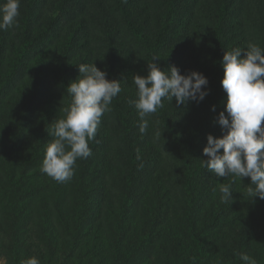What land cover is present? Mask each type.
<instances>
[{
	"label": "trees",
	"instance_id": "1",
	"mask_svg": "<svg viewBox=\"0 0 264 264\" xmlns=\"http://www.w3.org/2000/svg\"><path fill=\"white\" fill-rule=\"evenodd\" d=\"M84 2L60 0L57 9L49 13V0H20L17 23L6 30L5 38L13 46L17 44L18 49H10V55L7 50H0V182L6 175L2 180L3 193L13 185L21 193L30 177L37 178L39 183L18 214L19 217L28 209L29 214L22 220L16 217V209L3 208L6 199L0 192V236L9 234L12 238L8 246L0 248L5 264H22L33 256L44 264H243L239 253L264 264V231L258 240L251 230L250 234L244 231L241 218H227L218 207L222 205L221 184L201 162L207 159L202 152L207 134L222 135L216 117L224 110L225 93L220 83L223 53L236 47L244 49L249 42L264 49V0L98 1L92 6H100L104 19L97 18L96 28L84 23L89 8ZM158 12L163 13L165 20L156 22ZM77 18L81 19L77 23L81 39L77 36L74 46L69 42L63 45L59 56L44 58L40 70L31 73L35 51L44 50L55 34L72 26ZM32 23L43 24L45 29L34 34ZM248 24L254 26L250 28ZM149 25L151 33L145 30ZM120 33L132 35L134 42L146 51L145 60L154 59L163 70L176 66L182 74L193 70L202 73L208 80L207 95L200 101L205 104L202 111L211 110L212 116L201 121L202 113L196 118V112L186 115L180 111L190 100L175 106L176 102L165 99L164 107L146 118L148 129L142 135L137 130V110L129 104L130 98L124 96L127 85L120 81V96L113 99L111 110L104 113L99 124L100 129L102 125L103 129H111L112 139L107 138L96 147L89 142L91 157L96 159L99 154L101 164L94 167L78 159L72 179L56 182L41 171L44 147L53 139L48 135L51 126L45 125L41 137L33 138L35 146L31 150L37 154L28 153L31 138L26 129L36 117L42 120V114H48L47 108L53 110L52 105H58L56 96L79 74L76 65L88 64L93 59L95 37H99L96 41L105 51L97 57V63L106 68L109 79H117L111 68L121 61L116 58L118 55L111 56L110 49ZM80 53L83 55L77 57ZM66 97L71 100L69 95ZM18 111L23 113L21 119ZM122 146L130 151V159L117 162ZM20 149H25L24 162ZM137 150L139 156L143 154L139 159ZM9 155H17L16 161L4 164ZM167 158L172 165L164 171ZM175 171L184 174L181 179ZM155 172L156 182L166 178L175 193L174 207H166L164 213L152 204L142 208L148 199L149 177ZM123 174L126 180L122 179ZM228 185L233 190L235 183L230 180ZM130 193L134 194L132 206L127 204ZM232 196L236 197L234 193ZM212 200L211 211H207L204 205ZM37 204L42 205L41 211ZM172 211L180 214L176 225H168L171 216L174 218ZM199 212L213 218L197 226ZM212 231L215 233L210 237ZM30 234L36 236L35 241L25 248V237Z\"/></svg>",
	"mask_w": 264,
	"mask_h": 264
},
{
	"label": "clouds",
	"instance_id": "2",
	"mask_svg": "<svg viewBox=\"0 0 264 264\" xmlns=\"http://www.w3.org/2000/svg\"><path fill=\"white\" fill-rule=\"evenodd\" d=\"M19 8L20 0L0 3V30L16 25ZM76 66L78 76L65 86L70 103L51 124L48 135L53 139L45 145L41 164V171L60 183L72 179L78 159L91 156L89 142L95 139L101 117L111 110L113 99L122 91L120 80L107 79L105 71L93 62ZM221 66L224 110L216 120L222 135L207 134V143L202 149L207 159L201 162L216 177L232 176L233 182L250 178L248 196L251 200L264 199V49L249 42L244 49L224 51ZM132 83L136 93L129 104L137 110L138 127L143 135L148 129L146 118L164 107L163 100L174 99L177 106L189 100L202 101L207 95L208 80L194 70L187 74H181L176 66L163 70L152 59L147 63L146 74L133 73ZM212 110L215 111V106ZM219 191L221 202L230 204L233 200L230 185L221 184ZM238 255L243 264H258L246 253ZM22 264H40V261L33 256Z\"/></svg>",
	"mask_w": 264,
	"mask_h": 264
},
{
	"label": "rangeland",
	"instance_id": "3",
	"mask_svg": "<svg viewBox=\"0 0 264 264\" xmlns=\"http://www.w3.org/2000/svg\"><path fill=\"white\" fill-rule=\"evenodd\" d=\"M60 0H49L50 3V7L48 8V12L51 13L53 11H55V9H57V6L59 4ZM98 1H103L105 2V0H86V2H84L86 5H88L87 7V11L84 15V23L88 24L87 27L90 28H96L97 27V18L99 17L100 21H102L104 18H102V10L97 6H92L93 3L98 2ZM81 4V2H79V5ZM105 4V3H104ZM103 4V7L105 6ZM81 6V5H80ZM159 17L157 16L156 22L165 20L163 18V13H159ZM109 15V19H110ZM68 19V18H67ZM71 20V19H68ZM81 23V19H76V22L73 23L72 26H68L65 28H63V30L57 34H55L54 38L51 39L50 44L42 51H39V47L35 48L34 55L32 58V67L30 68V71H32L31 73H33L34 71H39L42 64V61L44 58L47 59H51L55 56H59V51L62 49L63 45H67L68 42L70 44H72L74 46L75 42L77 39V36L79 37V39H81L79 36V32L77 31L78 28V24ZM33 24V23H32ZM93 24V25H92ZM151 24V23H148ZM34 34L35 33H39L40 31L42 32L43 29V24H33L31 25ZM254 25L248 24V27L252 28ZM149 33L153 32V29L151 28V26H146L145 27ZM79 29V28H78ZM124 29V28H123ZM80 30V29H79ZM125 30V29H124ZM52 31L54 32L55 29H52ZM94 32V31H93ZM5 34H6V30H0V50H7L8 53L10 52V49L13 51H17L18 47L17 44L16 46H13L12 42L8 39L5 38ZM132 35L130 34H119L116 38V40L114 41L115 43L113 44L114 47L111 48L110 50V54L112 56L118 55L116 58H119V61H121L119 63V66L115 67V68H111L114 77H117L116 80H120L121 82H123L125 85H127V94H125V97H129L130 99H135V93H136V88L135 85L132 83V76L133 73L136 74H140V75H144L147 71V67H146V62H148L147 60H145L146 55V51L143 52L141 46L137 43L134 42L133 38L131 37ZM99 37H95V45L93 47V51L91 52V54L94 56L93 59L91 61H89L88 63L93 62L98 68L102 69L103 71H105L106 73V78L109 79L108 77V73L106 71V68L104 69V67L100 66V63H97V59L99 58V56H101L102 54H104V50L101 49L102 45L99 44L96 39H98ZM10 55V53H9ZM83 54L80 53L77 57H81ZM110 56V58H111ZM98 57V58H97ZM103 58V57H101ZM104 59V58H103ZM108 60V59H106ZM105 60V61H106ZM107 66V65H106ZM29 71V73H30ZM182 74V73H181ZM30 77L32 78V75L30 74ZM60 91V90H59ZM208 91V90H207ZM68 94L65 92V89H63L62 91H60V93L58 94V96H56L57 100L60 101L58 103V105H52L55 106L54 109H49L47 108V115L42 114V120H40V117H36L35 119H33L32 123L30 124V126L26 129L27 131V135L30 136L31 138V145H29V140H28V146L30 147V151H28V153L30 154L31 152H33V154H37L38 152L31 150L32 148H34L35 146V142L33 141V138H36L37 135H39L38 138L41 137V130L43 127H45V125H50L56 120L59 119L62 115V109L64 107H66L70 101L69 99H67ZM117 96H120V94H118ZM43 103V101H42ZM173 103H175V100L173 99ZM202 105L205 104H201L200 101H189V104H185L184 107L182 108L183 110H180L181 112H183L184 114H190L192 112H196V118L198 117V115L200 113H202V120L201 121H208L209 117H211V110H207V111H202ZM176 106V103H175ZM16 114V113H14ZM18 116L21 119L23 116V113L21 111H18ZM150 119V116H148ZM33 124H36L37 127L32 126ZM101 126V125H100ZM100 126H98L97 129V133L95 136V139L93 141H91L90 145L91 147H96L98 144L102 145L106 142L107 138H111V129L109 127H107L106 129H103V125H102V129H100ZM137 130H139V128H137ZM214 131V130H213ZM211 131V132H213ZM118 142V141H115ZM117 147V145H115ZM114 146V147H115ZM90 147V148H91ZM45 148V147H44ZM25 150V149H22ZM22 150H19V155H20V159L21 162H24L25 160V156H23L22 154ZM92 151V150H91ZM26 152V151H25ZM118 153H120L117 156V162L119 160H129L130 159V151H128L125 146H122ZM193 154V153H191ZM143 154H140L139 157H142ZM16 156H8L7 160L4 161L5 162H10L12 160L16 161ZM83 162H88L90 163L92 166L96 167L98 165L101 164V157L98 154V157L92 158L91 156H89L87 159H82ZM171 160H169L168 158L166 159V161L164 162L163 165V169L165 171V169L170 168V166L172 165V163L170 164ZM115 162V165L116 163ZM136 162V161H135ZM108 168H111V165L109 163V161L107 162ZM22 167L24 166V164L21 165ZM6 167H4L5 169ZM145 169V168H144ZM144 169H142L144 171ZM146 171L148 172V170L146 169ZM176 172V171H175ZM177 173V172H176ZM124 176L122 177L123 180H126V176L125 174H123ZM153 177H149L151 179V182L149 184V192L146 194L148 196V199L145 201V204L142 208L147 207L149 204L154 205L155 207H159L160 212H163L164 210H166V207H174V198H173V194L174 191L172 189V186L170 184L167 183L166 178L161 177L160 183H157L155 180V174H153ZM184 174L180 171V173H177V176L181 179L182 176ZM140 177H142V174L139 175ZM177 177V179H178ZM3 178H6V175H3ZM184 178V177H183ZM225 179H227V184H229V181H233V177L232 176H228V177H217V180H219L220 184H225L224 181H226ZM1 180L0 182V192L5 195V199L4 200V205L3 208L5 210H9V209H16V211H18L16 217H18L19 212L21 211L23 205H25V203L28 202V200L30 199V193L33 191H36L37 187H38V183L39 180L34 179L33 177H30L27 179V181H25V184L23 185V187L21 188V193L17 191L16 186H11L6 193H3V181ZM129 180V179H128ZM184 181V180H183ZM21 183H23V180H20ZM250 182V178L248 177H244L242 178V181L239 179L235 180V185L233 190H231L236 197H233L232 201L234 202V208L230 209V204L229 203H222V205H218V207L221 208V210L225 211V213L227 214V218L230 220L233 217H237V218H241V221L243 223V228H245V232L247 234H250V230L252 231V236L255 237L256 239L260 240L262 238V234L261 232L264 231V199H259V198H253L251 200V198L248 196L247 194V187L249 186ZM9 192L11 194H9ZM232 193V194H233ZM29 194L28 197L25 198V195ZM143 197L145 198V195H143ZM159 198H161V201L159 202ZM134 199V194H131L128 196L127 199V204L129 206H132V200ZM146 199V198H145ZM1 200V199H0ZM262 200V201H261ZM39 202V201H38ZM213 200L209 201V204H205V208L207 211H211L212 208V204H213ZM40 203V202H39ZM70 202L68 201L65 204V208L68 206ZM42 209V205L37 204V210L41 211ZM165 212V211H164ZM163 212V213H164ZM29 214L28 209H24V213L18 217L19 220H22V218L24 216H27ZM157 213H155L154 215H156ZM159 215L161 216V213H159ZM172 215L174 216V218L171 216V219L169 220L170 224H174L175 223V219L179 218L180 214H175V212L172 211ZM198 219H197V226H200L202 223L204 222H208L211 218H213V215L211 214H205V213H198ZM42 217V215H40ZM206 220V221H204ZM168 221V222H169ZM167 223V222H166ZM176 225V223H175ZM257 227H261L263 229L261 230H257ZM215 231L210 232V237L214 236ZM27 238L28 242H27V246L25 248H28V245H31L35 240L36 236L33 234L27 235V237H25V239ZM11 237L9 236V234L5 235V236H0V241H2V244L0 245V248L4 249L3 246H8L9 241H11ZM255 241V240H254ZM31 250L34 251H38L37 247H31ZM6 263V258H5V254L2 253L0 254V264H5ZM40 264H44V262L40 261Z\"/></svg>",
	"mask_w": 264,
	"mask_h": 264
}]
</instances>
